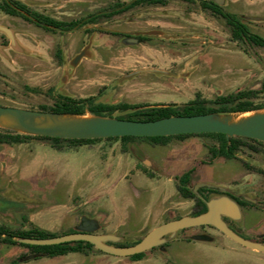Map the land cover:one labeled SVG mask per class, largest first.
I'll return each instance as SVG.
<instances>
[{
    "label": "rangeland",
    "instance_id": "obj_1",
    "mask_svg": "<svg viewBox=\"0 0 264 264\" xmlns=\"http://www.w3.org/2000/svg\"><path fill=\"white\" fill-rule=\"evenodd\" d=\"M22 1L66 20L107 11L116 2L132 0ZM224 8L239 16H261L264 20V0H226ZM0 24L16 31L21 49H15L0 33V44L4 45L0 51L3 106L41 110L52 106L61 94L94 97L96 102L112 104L181 106L197 93L213 100L244 89L261 90L254 100L264 102V47L234 41L225 19L203 9L198 1L143 5L102 20L99 25L121 32L159 29L166 34L156 44L130 45L123 43L121 36L95 32L91 57L83 58L76 67L71 61L90 37L84 30L67 34L47 31L3 11ZM253 31L264 36V30ZM156 65L163 72L128 76ZM130 112L117 111L113 117ZM214 144L210 138L190 136L173 139L167 145L137 140L128 143V151L121 140H102L58 151L48 140L32 139L21 144H0V169L4 165L11 171L12 198L18 194L22 201L14 199L11 207L24 208L34 201L33 209L25 215H35L42 228H54L58 233L72 231V220L64 226L62 222L68 210L74 208L75 224L81 214L95 216L92 218L101 225L98 231L116 233L122 238L120 243L129 245L170 219L172 213L182 216L193 211V202L185 200L177 189V177L191 168L192 186L211 182L229 183L240 191L251 187L264 190V175L258 171L264 168V152L243 147L235 162L220 158L207 165L208 146ZM200 230L195 228L194 233ZM263 230L259 227L249 236L240 235L254 238ZM207 235L213 240H193L183 245L186 257L182 260L172 253L170 258L167 250L154 249L140 261L93 251L90 256L73 253L43 258L38 264H264V252L215 230Z\"/></svg>",
    "mask_w": 264,
    "mask_h": 264
},
{
    "label": "water",
    "instance_id": "obj_2",
    "mask_svg": "<svg viewBox=\"0 0 264 264\" xmlns=\"http://www.w3.org/2000/svg\"><path fill=\"white\" fill-rule=\"evenodd\" d=\"M214 1L219 5H224L226 3V0ZM0 31L8 36L11 45L15 49L21 50L18 44L16 31L13 28L0 24ZM91 44L92 39L90 44L72 59L71 64L73 66L76 67L83 58L91 57ZM3 47L4 45L0 44V51L3 50ZM146 72L161 73L163 71L158 69H141L129 73L128 76H135ZM66 80L67 78L65 77L63 81L65 82ZM261 110L262 111L255 112L240 122H232L231 118L234 114L241 113L178 115L157 120L139 121L96 115L87 117L86 115L61 114L0 105V116H11L17 122V127H0L16 130L25 134L66 139L123 136H170L216 132L224 133L228 138L243 136L264 141V109ZM36 118H43L45 124L36 123ZM145 163L150 164V162L147 161H145ZM201 186L218 187L209 182L199 183L194 187V192L198 193V189ZM208 205V212L197 216H184L180 219L161 224L152 229L140 242L129 246H116L110 244V242L120 243L122 238L116 233H96L101 226L100 222L97 218H92L88 215H83L81 217V223L77 227L78 232L49 238H25L21 239V241L38 245H53L83 240L91 242L96 248L105 253L128 257L145 252L164 243L166 241L165 235L171 234V237H174L180 229L185 227L213 224L238 243L264 252V242L244 238L222 219V214L230 216L240 214V209L236 202L227 197H218L212 199ZM195 239L210 241L213 240V237L204 234L195 236Z\"/></svg>",
    "mask_w": 264,
    "mask_h": 264
},
{
    "label": "flooded vegetation",
    "instance_id": "obj_3",
    "mask_svg": "<svg viewBox=\"0 0 264 264\" xmlns=\"http://www.w3.org/2000/svg\"><path fill=\"white\" fill-rule=\"evenodd\" d=\"M133 1L134 0H132L129 3H125V4H130ZM168 1L165 3V5L168 3ZM187 1H189V2H197L198 1V2H200L201 6H202L203 1L208 2L211 0H187ZM22 2H24V1H22ZM25 4L28 6V9H19V12H21V14L15 15V14L7 13V12L3 11L2 9H0V11L5 12L6 14L21 17L27 21L33 22L38 27L43 28L47 31L57 32V33H61V34H67V33L73 32V31L84 30L85 32H87L89 34L90 37H89L88 43L83 47V49L87 45L90 44L91 39H92V43H93V35L95 32H98V31L108 32V33L113 34V35L121 36V41L125 44H130V45L156 44V42L162 40V38H164L165 34H166V32L164 30H159V29H147V30H139L138 29V30L125 31V32L110 29V28L103 27V26L99 25V23L102 22V20L106 19L105 17L102 18L99 21V23H97V24L85 23V20H87L90 17V15H92L94 13L83 15V16L78 17V18L60 20V19L52 17L48 14H45V13H42L38 10L33 9L27 3H25ZM139 6H143V5L133 6L132 8H130L128 10L134 9L136 7H139ZM219 6H220L219 11L222 12L223 14H227L228 18L227 19L224 18L223 15L221 13H218V12H212V13L216 16H219V17H222L225 19V21L229 25V28H230L231 34H232V38L234 41L241 42V43H249L251 45L264 47V46L259 45L255 41H251L252 39L253 40H264L263 35L258 34V33L253 31L254 29L264 30V28H263L264 24H261L264 20L261 18V16H257V17L256 16H249V15L239 16L235 12H231V11L226 10L224 8V5H219ZM128 10H126V11H128ZM99 12L102 14H105L107 11L105 10V11H99ZM96 13H98V12H96ZM43 17H50V18L54 19L57 23L49 22V21L45 20ZM234 30H241V37L240 38L236 39L234 37V34H233ZM0 33L4 34L1 31H0ZM7 38H8V36H7ZM91 47H92V44H91ZM91 47H90V50H91ZM152 67H154V68H149V69L162 68V67H158L157 65L152 66ZM143 69H146V68H143ZM139 70H141V69H139ZM158 70H160V69H158ZM146 73H156V72H146ZM252 90H255V89H252ZM239 91H241V90H239ZM198 95H201V94L197 93L196 97L193 98L192 100L196 99ZM192 100H190V101H192ZM189 102H187V103H189ZM138 104H142V103H138ZM142 105H146V106H152V105H154V106H168V105L178 106V105L172 104V103H154V104L144 103ZM181 106H183V105H181ZM258 141H260V140H258ZM261 142H263V143L260 146L264 150V141H261ZM156 145H161V144H156ZM136 150H137V152L140 151L138 148ZM208 150H209V147H208ZM254 152H256V151H254ZM260 152H264V151H260ZM209 154H210V151H209ZM220 158H222V157L212 159L211 154H210L209 160L206 162V164L212 165L214 162L218 161ZM238 158H239V155H237V157L234 159H227V160H229V163L231 164V161L235 162V160H237ZM244 163H245L246 167H248V168L250 167V164L248 161H245ZM227 168L229 169L230 166ZM192 170H193V168L187 170L186 172H189ZM258 171L264 175V168L258 169ZM186 172H184V173H186ZM199 183H205V182H198L193 186L190 183L188 186L194 192V187ZM215 185H217L218 187H208V186L199 187L198 193L194 192L196 194V198L187 199V198H184L182 196L185 200H191L193 202V211L189 215H182V216H177L171 212L173 214L172 217L170 219L166 220L165 222H163L162 224L173 221V220L180 219L184 216H197V215L206 213L209 211L208 203L212 199L218 198V197H227V198L233 200L234 202H236L239 209H240L239 215L230 216L227 214H222V219L234 231H236L239 234H242V235L246 234L247 236H249V234L252 233L255 228L264 227V190L251 187L250 189H247L245 191H240L237 189V187L235 185H230L229 183H215ZM10 188L11 189L6 196L7 198H9V201H5L4 209L0 208V264H36L37 262H39L40 260H42L45 257H47V258L58 257V256L48 255L41 248L42 245L31 244V243H26V242L21 241V239H25V238H34V239L41 238L38 236V233L36 232V230L37 229H45V228H42L38 224V219L35 217V215H33L29 218L26 217V215H25V211H27V210L30 211L33 209V205H31V204L34 201H31L29 204L26 202L28 205H26V207H24V208H22V207H11V205H10L11 201H15V200H18L17 202H22V201H20V198H19L20 196L17 197L18 194L14 195V197L12 198V181H11ZM254 200H256V201H254ZM82 215L83 214H81L79 216L78 223L76 225H73V227H72L73 229L70 232H67L66 230H64L61 233H58L56 231H51V230H48V231L56 233L57 236L78 232L77 227L81 223V216ZM92 217H95V216H92ZM69 220H70V217H66V219L63 220L62 225H65L67 222H69ZM198 227L201 228L200 232L194 233V229L198 228ZM45 230H47V229H45ZM209 230H215L219 233L225 234L213 224H204V225H198V226L185 227L183 229H180L174 237H171V234L165 235L166 241L164 243L157 245L150 250L139 253V254H143L141 257H137V258H131V256H128V257H130L131 259H133L135 261H140L145 257L146 253H148L154 249H162L163 251L167 250V253H169V254H171V253L175 254V255L177 254L179 256L177 258L182 260V258L184 259L186 257L184 255L186 252L185 251L182 252V246L186 245L187 243L188 244L192 243L193 240L194 241L198 240V239H195V236L207 234V233H209ZM96 233H104V232L96 231ZM254 236H255L254 238L249 237L248 239L253 240V241L264 242V230L261 233L256 234ZM143 238L137 240L136 242H134V244L140 242ZM79 241H83V240H79ZM73 242H75V241H73ZM66 243H68V242H66ZM110 244H114L116 246L133 245V244L128 245L127 243H112V242H110ZM172 247L174 249H171ZM98 250H99L98 248L95 249V251H97V252H98ZM73 253L84 255V256H89L91 254V253H85V252H79V251L74 252L73 251V252H69L67 254L59 255V256H68V255L73 254ZM102 253H105V252L102 251ZM181 253L184 256H181ZM106 254H108V253H106ZM172 254L170 255V258L172 257ZM190 254H192V253H190ZM175 258H176V256H175Z\"/></svg>",
    "mask_w": 264,
    "mask_h": 264
},
{
    "label": "trees",
    "instance_id": "obj_4",
    "mask_svg": "<svg viewBox=\"0 0 264 264\" xmlns=\"http://www.w3.org/2000/svg\"><path fill=\"white\" fill-rule=\"evenodd\" d=\"M168 0H134L130 4L116 2L110 7L105 14L100 12L90 15L85 20V23L97 24L102 18H111L116 14L125 12L126 10L137 5H165ZM202 7L211 12H218L224 18H228L227 14L220 12V6L211 1H203ZM0 9L11 14H21L19 9H28V6L21 0H0ZM45 20L57 23L50 17H43ZM234 37L236 39L241 37V30H234ZM264 46V40H251ZM262 90L264 91V81L262 83ZM261 93V90L245 89L230 93L227 95H220L213 100H208L198 95L196 99L190 101L183 106H149L142 104H132L128 102H120L116 104L96 102L94 97L75 98L68 95L61 94L52 106H43L42 111L61 113V114H76L87 115L88 113L96 116L113 117L117 111H131L125 116L117 117L129 120L150 121L157 120L170 116L178 115H198L207 113H244L250 111H257L264 109V102L256 103L255 98ZM190 136H201L212 139L215 144L209 145V151L212 159L219 157L226 159H234L243 147H248L253 151H264L260 145L263 142L253 138L234 136L228 138L224 133L207 132L195 134H179L170 136H123V137H108V138H81V139H66L60 137H49L25 134L16 130L0 127V144L14 145L25 143L32 139L48 140L51 146L58 151H65L83 145H93L102 140H121L124 145V150L128 151V143L137 140L153 142L156 144L167 145L173 139H185ZM192 171L186 172L177 177V189L184 198H196V194L188 186L191 183ZM152 175V174H151ZM36 232L41 238L55 237L56 233L45 229H37ZM41 248L50 256L64 255L69 252H85L92 253L95 251V245L89 241H75L62 244L42 245ZM100 251V250H98ZM102 252V251H100ZM143 254L132 255L131 258L141 257Z\"/></svg>",
    "mask_w": 264,
    "mask_h": 264
},
{
    "label": "crops",
    "instance_id": "obj_5",
    "mask_svg": "<svg viewBox=\"0 0 264 264\" xmlns=\"http://www.w3.org/2000/svg\"><path fill=\"white\" fill-rule=\"evenodd\" d=\"M24 179H27V178H22V180H24ZM10 186H11V171L6 169L5 166L3 165L2 168L0 169V205H1L0 208L1 209H4L5 201H9V198H7L6 196L11 189ZM66 217H71L70 218V220H72V223L70 225L71 228L73 227V225H76L75 219H74V208H70L68 210ZM66 217L63 218V220H65ZM62 226H64V225H62ZM47 230L56 231V230H54V228L53 229H47ZM90 255H92V254H90ZM58 257H63V256H58ZM45 258H47V257H45ZM55 258H57V257H55ZM52 259H54V258H52ZM42 260H40V261H42ZM39 262H37L36 264H38Z\"/></svg>",
    "mask_w": 264,
    "mask_h": 264
},
{
    "label": "bare ground",
    "instance_id": "obj_6",
    "mask_svg": "<svg viewBox=\"0 0 264 264\" xmlns=\"http://www.w3.org/2000/svg\"><path fill=\"white\" fill-rule=\"evenodd\" d=\"M252 113H241V114H234L231 118L232 122H240L241 120L251 116ZM36 123L38 124H45L43 118H36ZM0 126H12L17 127V122L14 118L8 115L0 116Z\"/></svg>",
    "mask_w": 264,
    "mask_h": 264
}]
</instances>
